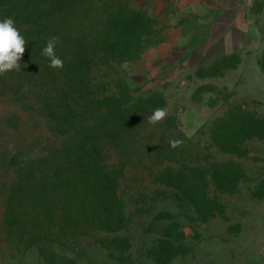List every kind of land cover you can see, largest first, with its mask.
<instances>
[{"label": "rangeland", "instance_id": "obj_1", "mask_svg": "<svg viewBox=\"0 0 264 264\" xmlns=\"http://www.w3.org/2000/svg\"><path fill=\"white\" fill-rule=\"evenodd\" d=\"M123 1L152 21L150 47L160 43L169 10L159 0ZM248 11L264 38V0H250ZM102 16L93 31L104 29ZM263 59L264 51L240 54L176 81L151 80L133 64L101 69L112 95L161 97L143 115L139 135L98 147L116 173L121 218L108 225L97 215L99 199L55 188L51 207L39 198L0 199V264H264ZM156 108L168 115L152 125L147 117ZM240 109L261 120L260 132L233 140L225 153L214 126ZM170 139L183 144L172 149ZM224 164L235 179L228 193L219 187ZM169 170L181 172L170 180L178 190L160 184Z\"/></svg>", "mask_w": 264, "mask_h": 264}, {"label": "trees", "instance_id": "obj_2", "mask_svg": "<svg viewBox=\"0 0 264 264\" xmlns=\"http://www.w3.org/2000/svg\"><path fill=\"white\" fill-rule=\"evenodd\" d=\"M101 16L104 29L93 31ZM5 18L15 21L27 44L21 70L0 75V199L39 198L51 207L55 188L68 196L99 199L100 220L116 224L121 218L114 207L116 173L98 147L139 135L143 115L160 104L161 97L150 92L130 101L128 95H112L100 72L139 61L150 47L152 21L123 0L112 8L103 0H0V20ZM53 36L59 37L55 53L63 60L62 68L49 67L42 55ZM239 56L224 57L212 66ZM260 65L264 72V59ZM259 125L261 120L244 110L233 111L214 126L213 140L222 148L246 133L256 136ZM8 144L15 145L14 155ZM228 167L217 168L225 193L235 180ZM180 173L162 172L159 175L168 180L160 184L178 190L170 180ZM59 207L67 211L65 203Z\"/></svg>", "mask_w": 264, "mask_h": 264}, {"label": "crops", "instance_id": "obj_3", "mask_svg": "<svg viewBox=\"0 0 264 264\" xmlns=\"http://www.w3.org/2000/svg\"><path fill=\"white\" fill-rule=\"evenodd\" d=\"M158 3L169 10L163 37L133 63L151 80L176 81L224 57L264 51V38L249 15L250 0H159ZM261 69L259 74L263 75Z\"/></svg>", "mask_w": 264, "mask_h": 264}, {"label": "clouds", "instance_id": "obj_4", "mask_svg": "<svg viewBox=\"0 0 264 264\" xmlns=\"http://www.w3.org/2000/svg\"><path fill=\"white\" fill-rule=\"evenodd\" d=\"M59 42L58 36L50 37L44 47L42 55L50 61L49 67L57 69L63 67V60L57 57L55 48ZM27 41L15 27V21L12 18L0 20V75L15 70L20 71V61L25 53ZM166 108H156L152 114L147 117L149 124L155 125L167 118ZM169 147L175 149L183 144L181 139H170ZM8 149L15 154V145L8 144Z\"/></svg>", "mask_w": 264, "mask_h": 264}]
</instances>
